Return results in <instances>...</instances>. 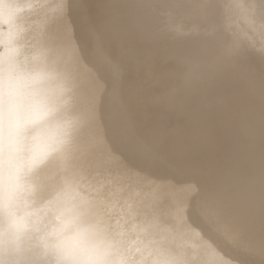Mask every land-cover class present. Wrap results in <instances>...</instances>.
Masks as SVG:
<instances>
[{
	"label": "bare ground",
	"instance_id": "6f19581e",
	"mask_svg": "<svg viewBox=\"0 0 264 264\" xmlns=\"http://www.w3.org/2000/svg\"><path fill=\"white\" fill-rule=\"evenodd\" d=\"M4 2L0 24L62 17L70 27L61 163L86 200L102 202L131 264H252L264 218L242 207L239 190L264 168L259 12L232 6L235 50L186 63L171 41L144 35L152 18L166 19L158 0H22L7 11Z\"/></svg>",
	"mask_w": 264,
	"mask_h": 264
},
{
	"label": "clouds",
	"instance_id": "9594fccd",
	"mask_svg": "<svg viewBox=\"0 0 264 264\" xmlns=\"http://www.w3.org/2000/svg\"><path fill=\"white\" fill-rule=\"evenodd\" d=\"M261 5L264 0H250V15ZM38 72L44 79L34 84ZM61 86L63 59L39 52L30 35L0 50V264H131L102 202L86 200L79 181L62 166L67 142L47 165L32 163L46 133L64 119L55 95ZM259 104L264 113V95ZM42 105L54 111L33 123ZM247 251L257 257L252 264H264V236Z\"/></svg>",
	"mask_w": 264,
	"mask_h": 264
},
{
	"label": "snow or ice",
	"instance_id": "6c2138e0",
	"mask_svg": "<svg viewBox=\"0 0 264 264\" xmlns=\"http://www.w3.org/2000/svg\"><path fill=\"white\" fill-rule=\"evenodd\" d=\"M63 3V0H59ZM160 6L166 9V19L154 17L151 20V28L144 32L148 39H166L177 48L183 50V55L178 59L181 62L194 63V53H205L211 49H221L232 52L236 48L235 41H229L226 37L225 17L231 11V7L240 8L245 13L250 9L244 8L241 0H158ZM20 0H5L3 7L7 11L15 9ZM259 15L264 19V5H261ZM5 32L7 38H5ZM25 34L30 35L36 48L43 54L56 53L63 58L71 55L72 39L71 30L62 17L57 18L54 25L45 21H33L30 18H18L13 16L11 23L7 20L0 24V50L13 44ZM44 79V73L38 72L32 77L34 84ZM64 87L56 90V100L62 105ZM113 98H117L114 91ZM91 104V102H89ZM54 111L47 105L38 106L34 111L33 123L46 120ZM91 114L90 112L88 113ZM66 131L61 124L46 133V139L34 155L32 163L39 167L49 162V157L54 150L66 143ZM104 161L98 162L102 166ZM239 199L242 207L251 214L258 208L261 217L264 218V168L259 176L250 175L243 182L239 190ZM86 204L87 201H84Z\"/></svg>",
	"mask_w": 264,
	"mask_h": 264
}]
</instances>
